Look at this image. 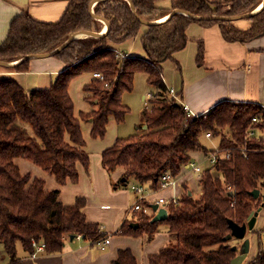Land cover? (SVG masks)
Wrapping results in <instances>:
<instances>
[{
  "label": "trees",
  "instance_id": "trees-1",
  "mask_svg": "<svg viewBox=\"0 0 264 264\" xmlns=\"http://www.w3.org/2000/svg\"><path fill=\"white\" fill-rule=\"evenodd\" d=\"M91 1L69 0L54 22L37 20L23 11L11 19L0 43V60L11 62L26 54L51 51L71 33L99 32L101 21L95 16L108 22L102 35L74 38L53 55L66 67L49 87L25 89L13 77H0V247L15 264L18 244L32 253V240L43 242L45 250L53 253L62 249L66 234H80L92 242L105 237L98 223L86 219L83 197H76L72 205L63 204L59 189H46L44 179L21 173L14 159L31 161L54 175L60 184L68 179L76 181L77 164L88 169L90 163L81 121L90 122L91 138L104 137L110 117L117 122L124 120L129 107L122 102V95L133 89L135 73L143 72L152 92L142 110L147 131L118 137L102 151L101 162L109 173L121 169L124 181H149L152 188H157L165 171L182 172L192 160L191 152L212 150L200 142L201 134L207 131L219 135L217 146L230 154L219 157L213 168L201 171L200 196L193 197L192 191L184 189L177 204L169 203L165 219L152 222L154 214L139 212L133 221L137 227L124 221L120 232L151 236L159 223L168 226L174 239L150 254L148 264H229L237 252L224 239L230 232L228 219L242 224L252 210L264 208V138L246 135L248 127L264 129V108L258 103L221 100L208 112L188 117L181 104L166 93L162 64L186 46V30L193 22L217 24L223 38L230 42L245 43L264 34V3L243 18L250 25L241 29L232 20L208 17L250 12L262 0H170L169 6L161 5V0H98L93 14L89 10ZM175 9L188 14L170 13ZM140 18L154 22L144 24ZM143 25L146 29L140 40L144 57L114 48L113 44L135 37ZM195 60L198 65L204 60L202 40L197 41ZM29 61L6 68L24 72ZM94 72H101L103 78L93 77L84 85L83 97L92 104L96 102L97 107L76 117L68 91L70 81ZM253 117L260 121L252 123ZM226 126L228 133H223ZM213 170L222 176L214 177ZM255 188L260 189L258 197L250 194ZM260 231L263 241L245 264H264V226ZM111 264L137 261L131 249L124 247L118 249Z\"/></svg>",
  "mask_w": 264,
  "mask_h": 264
},
{
  "label": "crops",
  "instance_id": "crops-1",
  "mask_svg": "<svg viewBox=\"0 0 264 264\" xmlns=\"http://www.w3.org/2000/svg\"><path fill=\"white\" fill-rule=\"evenodd\" d=\"M68 2L69 0H0V43L5 39L9 23L15 15L28 11L37 20L54 22L61 17ZM159 3L169 6L170 0H161ZM100 21L99 32L105 33L106 23L103 20ZM232 21L241 29H246L250 25V22L243 18ZM145 29L146 26L143 25L135 37L113 44L114 48L130 55L144 57L145 50L140 39ZM186 34L188 36L186 46L176 51L174 59L165 61L162 66L166 86L173 87L179 93L180 100L190 111V117L208 112L221 100L252 102L264 107V34L245 43L230 42L223 38L217 24L203 26L197 22L187 27ZM85 36L87 35H81V37ZM198 40H202L204 44V60L200 65L195 60ZM65 67V63L53 55L33 57L29 61L27 71L19 72L1 67L0 77H13L25 89L47 88ZM144 76L146 78V75ZM93 77V73H83L70 81L68 91L74 103L76 117H79L82 112H88L97 107L96 102L92 104L83 97V86ZM130 92H124L122 95L124 104L127 103L123 98ZM145 95L143 93L141 98L144 99ZM81 124L90 163L88 169H85L81 163L77 164L78 179L76 181L68 179L66 183L60 184L54 175L45 172L29 160L18 157L14 159V162L21 173L30 172L32 177L44 179L46 189H59L58 198L63 204L72 205L76 197H83L85 203L82 211L86 219L102 227L105 236L110 238L109 243L102 249L99 241L92 242L78 235L71 238L69 234H66L64 245L58 252L50 253L44 249L29 253L18 244L15 264H111L117 256L118 249L124 247L131 249L137 264H148V256L157 253L172 240V236L165 223H159L151 236L146 233L134 235L120 232L124 221H131L130 223L133 224L139 215V211L130 210L137 199L130 184L144 186L146 191L144 202L154 204L160 197L166 199H171L173 195L180 197L184 185L193 187L197 184V176L195 173L182 170L174 187L152 188L149 181L138 183L130 179L126 182L121 169L109 173L103 166L101 153L110 147L116 138L133 133H145L147 127L144 126L146 124L142 110L139 122L133 129L130 126L125 127V123H118L110 117L106 125V133L99 139L90 137V122L81 121ZM84 124L87 126L83 127ZM191 156L192 161L201 163L204 152L196 150L191 152ZM166 209L168 213V205ZM258 223L259 227L264 224V208L259 210L254 228ZM250 244V255L248 256V251L242 264L252 259L257 253V241L253 240ZM7 258L5 262L1 257L0 264H13L14 260Z\"/></svg>",
  "mask_w": 264,
  "mask_h": 264
},
{
  "label": "built area",
  "instance_id": "built-area-1",
  "mask_svg": "<svg viewBox=\"0 0 264 264\" xmlns=\"http://www.w3.org/2000/svg\"><path fill=\"white\" fill-rule=\"evenodd\" d=\"M93 76L99 79L103 78V74L101 72H94ZM167 95L169 97L174 98L177 102H179L182 106V108L186 111V115L188 117H190V111L188 110V107L186 104H184L179 97L178 92H176V90L173 87H169L167 86V91H166ZM152 94L150 92H148L145 97H144V102L147 104V99L151 98ZM264 108V107H263ZM260 121V118L258 117H253L252 118V123H257ZM264 129L262 130H258V129H254L252 127H248V129L246 130V135L251 138V137H255V136H263L264 138ZM204 136L206 138L211 139L212 133L211 132H204ZM230 154L229 151H225V150H221L219 148V146H214V148H212L211 151H209L208 153H204V159H207L208 161V165L203 166L200 162H196V161H192L190 160L187 164H185L183 166V171H190L192 173H195L197 176V181L200 178V173L204 168L207 167H211L213 168L216 164V162L218 161L219 157L223 158V157H228ZM243 155H246V150L243 149ZM179 174H172L169 171H165L159 180V187L161 188H167V187H174L179 179ZM130 188L136 193V201L133 203V205L130 207V210H132L133 212L139 211V212H143L144 214H155V212L152 210V203H145L144 202V198L146 197L145 194V187L139 184H130ZM175 203L177 204L179 202V197H177V195H173L171 197V199H166L165 197H160L158 198V200L156 201V203H158L160 206H164L166 207V205H169V203ZM100 229L102 230V227L100 226ZM78 236L80 237L81 235L78 234ZM110 238L108 236H105L103 239H101L98 243L101 244V248L104 249L105 245L109 243ZM32 246L34 247V251H40V250H44L45 249V244L43 242H38L35 240H32ZM0 258H1V254H0Z\"/></svg>",
  "mask_w": 264,
  "mask_h": 264
},
{
  "label": "water",
  "instance_id": "water-1",
  "mask_svg": "<svg viewBox=\"0 0 264 264\" xmlns=\"http://www.w3.org/2000/svg\"><path fill=\"white\" fill-rule=\"evenodd\" d=\"M98 0H92L89 4V10L90 13L93 14V5L95 2H97ZM130 1V0H129ZM131 3V2H130ZM264 3V0H262V4ZM257 10L251 11V12H246V13H242V14H238V15H233V16H218V15H214V16H210L208 18H218V19H224V20H235V19H240V18H244L247 17L249 15H252L253 13H255ZM174 12H183L188 14L187 12L181 10V9H175L172 10L170 13H174ZM134 13H136V11L134 10ZM137 15V13H136ZM97 17L99 20H103L106 23V29L108 27V22L106 19H104L101 16H95ZM140 20L144 23V24H148V23H152L154 21H148V20H144L142 18H140ZM91 35V36H100L103 33L100 32H94V31H87V30H83V31H78V32H74L71 33L68 38L61 43L59 46H57L56 48H54L51 51L48 52H40V53H30V54H26L24 55L22 58H20L19 60L13 61V62H8V61H3L0 60V66H12L14 64H16L17 62L21 61V60H26V59H31L33 57H46V56H52L55 53H57L59 50H61L62 48H64L72 39L74 38H80L81 35ZM146 127V125H144ZM125 179V178H123ZM189 193H191V191H189ZM250 194L253 197H258L260 195V189L259 188H255L253 190L250 191ZM262 198L264 200V194L262 195ZM261 209V206L257 207L256 209L252 210L249 215H248V219L246 222L242 223V224H238L237 222H235L232 219H228V224L230 227V232L225 235L224 239L225 240H230L232 238L236 239V240H243V247L241 248L240 252H238L230 261L229 264H242L243 261L245 260L247 253L249 251V247H250V240L248 238H246V233L249 230L254 229V225H255V221H256V217L259 213V210ZM152 210L155 212V214L153 215L151 221H160L165 219L168 216L167 213V209L164 206H160L158 203H154L152 204ZM133 227H137V223H131L130 224ZM74 235H70L71 238H73ZM231 249L236 251L237 250V245L233 244L231 246Z\"/></svg>",
  "mask_w": 264,
  "mask_h": 264
},
{
  "label": "rangeland",
  "instance_id": "rangeland-1",
  "mask_svg": "<svg viewBox=\"0 0 264 264\" xmlns=\"http://www.w3.org/2000/svg\"><path fill=\"white\" fill-rule=\"evenodd\" d=\"M254 10H252V11H254ZM11 62H13V61H11ZM1 67L4 68V67H8V66H1ZM9 67H12V66H9ZM144 75H146V74L143 73V72H137V73H135V76H134V79H133V89L131 90L130 94L127 93L126 96L123 98L126 101V103H127L126 105L129 107V111H128L127 115L125 116L124 120L121 121V122H118V123H125V125H124L125 127H129L130 126V128L132 127V129L135 128V124L137 122H139L141 110H143V108L147 105L144 102L145 99H142L141 98V95L143 93L144 94H147L148 91H150V93L152 94L150 86L147 87V81H146V78H145ZM147 102H148V99H147ZM127 121H128V123H127ZM85 125L86 124H84L83 127ZM208 132H211V131H208ZM222 132L223 133H228V127L227 126L224 127L223 130H222ZM212 136L213 137L211 139H209V138H206L204 136V133H202L201 134V137H200V142L204 146H206L208 148H214V146H216L218 144L219 135L218 136H214L213 133H212ZM201 163L203 164V166L208 165L207 159H202L201 160ZM212 172H213V176L214 177H216V176H222L221 175V172H219V171L213 170ZM196 183L197 184H195L193 187H188L187 184L184 185L185 187H183L182 192H183L184 189H185V191H186V189H188V190H191L192 191L193 197L200 196L202 194V192L200 190L201 189V186L198 183V181H196ZM262 189L263 190H261V194H264V188H262ZM171 203H173V202H171ZM263 226H264V224H263ZM263 226H260L259 227V223H258L257 226L252 231H249L248 230L247 233H246V236H245L246 238H248L250 240V243L253 242V240H254V242L257 241L258 247H259L260 241H263V238H262L263 233H260L261 232L260 229ZM172 239H174V238H172ZM236 241H238V242H236ZM236 241H234L233 239L232 240L231 239L228 240V242L231 245L234 244V243L237 244L238 245V248H237L236 252H240L241 248L243 247V240H236ZM0 252H1V257L6 262L8 260V258H7L8 256L2 250L1 247H0ZM249 255H250V251L248 253V256Z\"/></svg>",
  "mask_w": 264,
  "mask_h": 264
},
{
  "label": "bare ground",
  "instance_id": "bare-ground-1",
  "mask_svg": "<svg viewBox=\"0 0 264 264\" xmlns=\"http://www.w3.org/2000/svg\"><path fill=\"white\" fill-rule=\"evenodd\" d=\"M261 5H262V2L256 7V9L255 10H257V9H259L260 7H261ZM166 18V16H164V17H162V18H160V19H158L157 21H161V20H163V19H165ZM103 28H105V26L103 25Z\"/></svg>",
  "mask_w": 264,
  "mask_h": 264
}]
</instances>
